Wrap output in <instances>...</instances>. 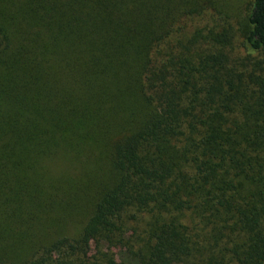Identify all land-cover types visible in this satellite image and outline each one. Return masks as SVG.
Returning a JSON list of instances; mask_svg holds the SVG:
<instances>
[{"label":"trees","instance_id":"obj_1","mask_svg":"<svg viewBox=\"0 0 264 264\" xmlns=\"http://www.w3.org/2000/svg\"><path fill=\"white\" fill-rule=\"evenodd\" d=\"M0 264H264V0H0Z\"/></svg>","mask_w":264,"mask_h":264}]
</instances>
